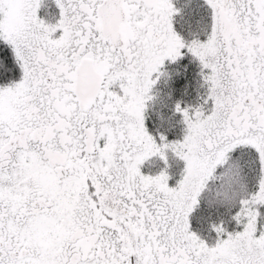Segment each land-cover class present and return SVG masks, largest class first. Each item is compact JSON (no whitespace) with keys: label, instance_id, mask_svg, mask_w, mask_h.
Returning a JSON list of instances; mask_svg holds the SVG:
<instances>
[{"label":"snow or ice","instance_id":"obj_1","mask_svg":"<svg viewBox=\"0 0 264 264\" xmlns=\"http://www.w3.org/2000/svg\"><path fill=\"white\" fill-rule=\"evenodd\" d=\"M0 264H264V0H0Z\"/></svg>","mask_w":264,"mask_h":264}]
</instances>
